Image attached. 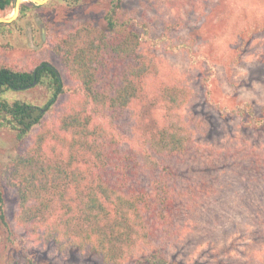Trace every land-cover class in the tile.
Instances as JSON below:
<instances>
[{
  "label": "trees",
  "instance_id": "1",
  "mask_svg": "<svg viewBox=\"0 0 264 264\" xmlns=\"http://www.w3.org/2000/svg\"><path fill=\"white\" fill-rule=\"evenodd\" d=\"M14 3L0 0V14ZM30 6L41 7L21 4L18 20ZM119 9L120 0H110L106 29L78 27L52 43L76 84L71 94L47 62L30 71L0 63V130L27 142L0 170V222L5 223L3 183L16 198V221L41 245L79 253L93 264H175L162 255L158 240L176 244L190 232L200 233L197 224L210 218L202 204H212L219 192L210 181L197 184L207 190L198 191L188 180L185 189L178 186L183 176L161 161L185 156L192 143L178 113L189 101L183 88L163 89L164 125L119 150L124 136L115 125L137 98L140 82L159 72L155 59L139 51L141 36L133 21L119 17ZM14 24H0V33ZM36 87L44 90L40 104L20 98ZM247 115H253L251 107ZM259 157L242 156L247 166L236 161L217 170L240 166L257 173L258 178L232 174L242 186L264 191V157ZM140 170L150 174L145 185L137 184Z\"/></svg>",
  "mask_w": 264,
  "mask_h": 264
},
{
  "label": "rangeland",
  "instance_id": "2",
  "mask_svg": "<svg viewBox=\"0 0 264 264\" xmlns=\"http://www.w3.org/2000/svg\"><path fill=\"white\" fill-rule=\"evenodd\" d=\"M48 1L39 8L30 6L14 26L0 33V63L30 71L47 62L71 94L76 84L52 43L78 27L106 29L110 0ZM14 4L0 17H11ZM118 14L133 21L142 39L139 51L152 56L159 69L157 76L140 82L137 98L115 125L124 136H119V150H129L164 125L163 89L183 88L189 101L178 113L192 143L185 156L161 161L183 176L178 186L210 181L219 192L212 204H202L210 218L197 224L201 232H190L176 244L158 240L162 255L175 264H264V195L257 194L264 191L242 186L233 174L259 175L243 172L240 166L217 170L236 161L247 166L249 160L242 156L264 157V0H120ZM19 96L40 104L44 90L36 87ZM97 124L108 127L104 119ZM26 145L16 141L13 132L0 130V170ZM149 175L140 170L137 184L145 185ZM1 187L5 223L0 222V264H93L79 253H62L34 241L27 227L16 221V198L3 183ZM202 188L207 190H197Z\"/></svg>",
  "mask_w": 264,
  "mask_h": 264
},
{
  "label": "water",
  "instance_id": "3",
  "mask_svg": "<svg viewBox=\"0 0 264 264\" xmlns=\"http://www.w3.org/2000/svg\"><path fill=\"white\" fill-rule=\"evenodd\" d=\"M30 2L34 3L37 6H41L45 3H47L48 0H29ZM22 3V0H15V4H14V11L11 17L9 18H1L0 17V23H12L13 21H15L19 15L20 12V5Z\"/></svg>",
  "mask_w": 264,
  "mask_h": 264
}]
</instances>
